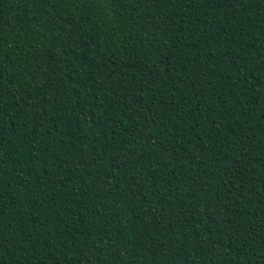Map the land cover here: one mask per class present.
I'll list each match as a JSON object with an SVG mask.
<instances>
[{"label":"trees","instance_id":"obj_1","mask_svg":"<svg viewBox=\"0 0 264 264\" xmlns=\"http://www.w3.org/2000/svg\"><path fill=\"white\" fill-rule=\"evenodd\" d=\"M0 264H264V0H0Z\"/></svg>","mask_w":264,"mask_h":264}]
</instances>
